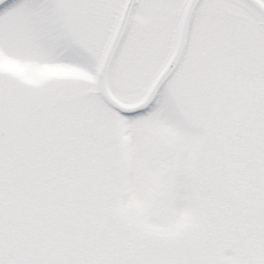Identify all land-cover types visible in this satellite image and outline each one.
Returning <instances> with one entry per match:
<instances>
[{"label":"snow or ice","instance_id":"6c2138e0","mask_svg":"<svg viewBox=\"0 0 264 264\" xmlns=\"http://www.w3.org/2000/svg\"><path fill=\"white\" fill-rule=\"evenodd\" d=\"M0 264H264V0H0Z\"/></svg>","mask_w":264,"mask_h":264}]
</instances>
